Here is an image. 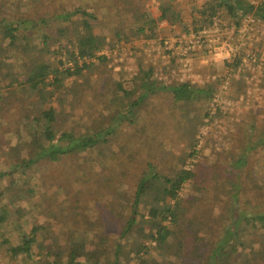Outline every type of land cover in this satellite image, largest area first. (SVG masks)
Returning a JSON list of instances; mask_svg holds the SVG:
<instances>
[{"label": "trees", "instance_id": "obj_1", "mask_svg": "<svg viewBox=\"0 0 264 264\" xmlns=\"http://www.w3.org/2000/svg\"><path fill=\"white\" fill-rule=\"evenodd\" d=\"M128 1L132 5L131 9L117 6L114 0L98 3L99 16L113 23L117 12L141 11L144 0L124 2ZM159 10L161 16L158 19L148 9L145 11V19L139 21V24H132L126 32L115 30V39L130 42L147 34H150V38H156L161 22L168 21L171 28L182 24L181 11L169 18V13L175 11L172 4L161 5ZM192 10L203 19V23L195 19V24L201 23L200 29L212 24L217 17L226 18L237 26L249 16L264 23V0L256 5L250 0H203L201 4L193 6ZM34 16L10 13L0 20L2 39L9 48L7 59L14 58L19 68V72L14 69L7 77L15 79L22 86L23 92L35 96L41 103L35 112L32 111L35 106L27 108L23 121L19 119L13 122L12 115H7L10 129L3 135L22 134L26 131L28 136L21 144L27 152L22 162L14 163V168L8 174L0 172V233H3L0 235V264L3 261L7 264H128L120 260L122 239H133L135 251L132 259L137 264H264V184L257 183L260 174L255 166L259 167V171L263 168L261 164L253 163L255 158L252 156L253 152L264 148V125L259 128L256 119L248 126V131L243 130L245 122L240 126L242 136L232 141L223 156L239 170L238 174L231 172L225 177L218 171L219 168L209 174L217 166H198L187 170L185 165L189 157L181 160V167L174 176L158 172L142 173L131 203L133 213L126 222L121 223L122 230L113 246H110L108 237L102 235L103 229L99 225L102 218L94 211L89 214L90 207L78 203L73 205V215L69 220L71 224L65 236L53 237L44 226L39 225L27 230L19 223L24 217L22 210L17 209L13 213L11 207L19 197L23 198L21 192L33 196L35 190L23 187L19 190L16 173L25 177L31 173L32 166H40L43 162L57 164L66 158L74 159V156L100 144L107 145L115 139L110 137L120 126L106 130L102 125H96L86 135H79L76 128L66 126L67 117L74 118L77 115V99L81 100L80 89L88 83L87 75L93 72L100 74V68L108 63L107 56L99 55L107 43V35L95 33L93 21H98L99 16L79 8L53 16L51 11L44 8L43 13ZM54 19H61L62 23L72 22L70 30L61 28L58 34L44 33L42 27H47ZM114 29L111 28L112 33ZM68 32H71V37L67 35ZM63 42H68L70 46ZM54 44L60 45L58 52L51 51ZM52 53H65V58L52 62ZM80 62H83L82 66ZM67 64H72L74 69L66 68ZM72 79L75 82L71 83ZM79 80H84L83 84ZM133 81L132 89L117 83L124 99L128 101L134 95H138V98L134 102L129 100L128 107L116 113V116L125 118L121 126L126 123L132 128L133 133L129 134L128 139L133 145L143 136H146V141L150 140L151 135L153 138L158 137L161 132L160 119L166 121L171 115L188 117L193 112L192 103L201 100L209 102L217 92L215 86L202 88L189 82L168 84L159 81L155 78L152 66L145 68L140 65V72ZM13 85L10 83L7 87ZM64 89L70 96L63 93ZM159 93L170 94L173 103L154 107L155 113L145 114L141 111V106ZM6 96L7 93L3 96L0 92V101ZM56 100L58 107L55 106ZM2 111L4 108L0 107V113ZM253 117L257 118V115ZM139 122L142 124L141 132ZM196 122L187 139L191 149L196 145L197 130L204 120ZM3 126L4 120L0 119V128ZM260 131L258 142L251 143L248 138L253 139ZM170 143L173 144L171 140ZM138 149L149 151V156H156L153 152L156 149H149L147 142L145 147L142 145ZM240 177L242 180L238 181ZM57 181L66 182L67 176L56 178L54 184ZM218 181L220 184H217ZM186 183L192 192L190 199L181 196ZM15 188L20 194L16 193ZM142 209L144 212H141ZM229 214L235 217L232 219ZM139 216V237H131ZM145 225L149 226V230L146 231ZM96 240L101 242L100 246H97ZM147 240L156 243L157 248H149ZM174 242H178L177 246H174ZM90 245L95 248L89 250ZM38 246L41 250L36 252ZM156 250L161 259L151 261V253Z\"/></svg>", "mask_w": 264, "mask_h": 264}, {"label": "rangeland", "instance_id": "obj_2", "mask_svg": "<svg viewBox=\"0 0 264 264\" xmlns=\"http://www.w3.org/2000/svg\"><path fill=\"white\" fill-rule=\"evenodd\" d=\"M55 1L0 0V20L8 17L10 13L18 16L32 17L34 14L38 16L40 12L43 13L44 8L48 12L51 11L52 16L77 8L99 16L97 4L109 0ZM114 1L117 6L128 9L132 7L130 1ZM250 1L256 5L263 0ZM201 2L203 0H144L141 11L117 12L118 15L113 23L111 20H103L100 16L98 21H93L96 26L95 33L100 36L107 35L105 49L108 50L111 58L107 57L108 63L100 68V74L93 72L87 75L88 83L80 89L81 100L77 99L76 108H79L77 115L74 118L68 116L66 126L71 129L76 128L79 135H86L88 130L96 125H102V128L106 130L112 126H120L110 137L115 139L107 145L100 144L79 156H74V159L66 158L57 164L43 162L40 166H32L31 173L25 177L20 175L21 173H16V185L19 190L22 187L35 190L33 196H26L25 192H21L23 198L19 197L16 204L11 207L13 213L17 209L22 210L24 217L19 220V223L25 229L29 230L33 226L39 225L44 226L53 237L65 236L68 232L70 217L73 215V213L71 214L73 205L78 203L82 206H89V214H93L94 211L102 218L99 223L103 229L102 235L108 237L110 246H113L122 230L121 223L126 222L133 213L131 212V203L136 193L138 185L136 183L142 173L158 172L174 176L181 167V160L189 157L190 159L188 158V163L185 165L187 170H193L198 166H217L216 169L210 170L209 174L218 168V171L225 177H228L231 172L238 174L239 170L223 156L232 141L240 139L242 136L243 131L241 132L240 126L244 122L243 130L247 131L254 119L258 122L259 128L264 125V23L250 16L245 17L241 25L237 26L226 18L217 17L212 24L200 29L201 23L195 24V19L202 23L203 19L192 9L193 6L199 5ZM170 4L173 5L175 11L169 13V18L175 17L176 13L181 11L182 24L171 28L168 21L161 22L156 38H150V34H147L130 42L115 39V30L126 32L132 24H139V21L145 19L146 10L150 9L153 17L158 19L161 16L159 6ZM137 13H140L139 20ZM71 24L72 22L62 23L61 19H54L42 29L47 35L58 34V30L61 28L70 30ZM111 28H115L113 33ZM203 30L207 32L204 38L202 32L200 33ZM2 31L3 28H0V92L3 93V96L7 93V96L0 101V107L4 108V111L0 113V119L4 120V126L0 128V172L8 174L14 168V163L22 162L27 154L21 144L25 141L28 133L25 131L22 134L3 135L10 129V126L7 125L9 122L7 115H12L13 122L19 119L23 121L25 110L30 106H35L32 108V111L35 112L38 107L40 108L41 103L35 96L23 92L22 86H19L15 79L10 80L7 77L8 73H12L14 69L19 72V68L14 62V58L7 59L9 48L7 42L2 39ZM67 35L71 37V32H68ZM198 38H203L201 44L197 43ZM165 42L169 44L167 45ZM190 42H193L192 46L196 45V50L184 56L183 51L186 46L190 45ZM63 43L69 45L68 42ZM227 44L232 48H238V55L227 61H219V58L216 61L215 50ZM59 48L60 45L54 44L51 51L58 52ZM64 58L65 53L59 55L52 53L51 55L52 62L64 60ZM82 65L83 62H80V66ZM140 65L145 68L154 67L155 78L159 81L168 84L189 82L202 88L215 86L217 92L209 102L201 100L192 103L193 112L188 117L171 115L166 121L160 119L161 132L158 137L153 138L151 135L150 140L146 141V136H143L133 145L128 139L129 134L133 133L132 128L126 123L121 126V122L125 118L116 116V113L123 107L126 109L130 102L136 101L138 95L129 99L132 101H127V98L124 99L125 97L121 94L117 83H123L125 88L132 89L134 87L133 80L140 72ZM66 68L74 69L72 64H67ZM70 82L75 81L72 79ZM83 82L84 80H79V83L83 84ZM10 83L14 85L7 87ZM68 84L70 85V83ZM63 93L68 94L65 89ZM84 103L85 107H82ZM171 103L173 101L170 94L159 93L156 96H151L141 106V111H144L145 114L155 113L154 107ZM55 106L58 107V100L55 101ZM159 109L161 110V108ZM177 112L179 114L180 109ZM253 115H257V118H254ZM199 119H203L204 122L198 130L196 129L197 142L191 149L187 139ZM141 126L142 124L139 122V132H141ZM260 133L261 131L253 139L249 137L248 140L251 143H257L261 136ZM170 140L173 144L170 143ZM146 142L149 149H156L153 150L156 156H149V151L138 149L142 145L145 147ZM193 153L195 155H192ZM252 156L255 158L253 163L261 164L263 168L262 171H259V167L255 166L257 173L260 174L257 183L264 184V148H259L257 152L252 153ZM156 157L159 158L156 159ZM65 176H67L66 182L57 181L54 184L56 178ZM241 180V177L238 178V181ZM3 181L4 179H2ZM186 184L181 196L190 199L192 192H190L189 184ZM217 184L220 182L218 181ZM15 191L20 194L17 188ZM141 212L144 210L142 209ZM230 216L232 219L235 217L234 214ZM140 219L139 216V222L131 233V237H139ZM72 228L74 227L72 226ZM145 229L149 230V226L145 225ZM90 235L92 237L93 233L91 232ZM96 244L100 246L101 242L96 240ZM173 244L177 246L178 242ZM146 245L149 248H157L156 243L151 240H147ZM120 246L122 250L120 260L128 264H137V261L132 259L135 251L133 239L130 241L122 239ZM94 248V245L89 246V250ZM38 250H41L39 246L35 251L38 252ZM157 250L152 251L151 261L161 259ZM112 257L114 256L112 255ZM3 264L7 263L3 261Z\"/></svg>", "mask_w": 264, "mask_h": 264}, {"label": "built area", "instance_id": "obj_3", "mask_svg": "<svg viewBox=\"0 0 264 264\" xmlns=\"http://www.w3.org/2000/svg\"><path fill=\"white\" fill-rule=\"evenodd\" d=\"M250 17V16H249ZM215 24H217V22H215ZM202 32L203 38L205 37V34L207 33L206 31H200V33ZM195 38H197L196 36H194ZM203 38H198L197 43L201 44L203 42ZM165 44H169L168 42H165ZM193 42H190L189 46L185 47V50L183 51V55L187 56L191 51H195L196 50V45L192 46ZM174 47V46H173ZM173 47H171V49H173ZM239 53V49L238 48H232L230 45H223L221 48H218L215 50V57H216V61L218 60L217 58H219V61H227L231 58H233V56H237ZM99 55H105L108 58H111L110 55L108 54V50L103 49ZM250 57V55H248ZM247 62V60H246ZM191 170V169H188Z\"/></svg>", "mask_w": 264, "mask_h": 264}]
</instances>
